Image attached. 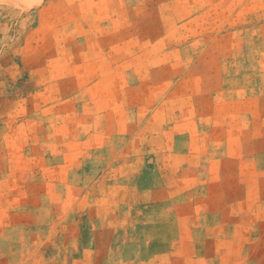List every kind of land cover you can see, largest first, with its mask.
I'll list each match as a JSON object with an SVG mask.
<instances>
[{
	"label": "rangeland",
	"instance_id": "374dc122",
	"mask_svg": "<svg viewBox=\"0 0 264 264\" xmlns=\"http://www.w3.org/2000/svg\"><path fill=\"white\" fill-rule=\"evenodd\" d=\"M0 264H264V0H0Z\"/></svg>",
	"mask_w": 264,
	"mask_h": 264
}]
</instances>
